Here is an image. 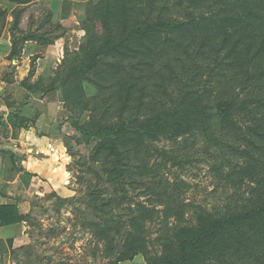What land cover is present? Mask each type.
Instances as JSON below:
<instances>
[{
    "label": "rangeland",
    "instance_id": "374dc122",
    "mask_svg": "<svg viewBox=\"0 0 264 264\" xmlns=\"http://www.w3.org/2000/svg\"><path fill=\"white\" fill-rule=\"evenodd\" d=\"M126 1L127 19L116 17L117 8L104 27L96 19L91 22L93 7L101 0H58L57 7L39 0L25 5L0 0V31L5 35L13 31L16 40L34 32L46 35L43 41L20 40L12 67L1 68L2 77L23 79L34 66L30 89L17 84L6 88L8 99H44L33 101L47 115L41 122L44 133L66 151L59 148L65 158L53 170L60 177L38 181L26 194L24 237L19 246H0V264H146L177 256L175 235L180 228L198 229L200 214L220 219L264 208V151L256 149L264 139L257 137L261 131L252 125L251 115H264V75L251 87L221 82L230 70L219 68L215 75L204 56L192 60L188 54L181 56L182 63L171 61V70L162 67L172 54L165 53L160 38L168 35L173 21L184 20L185 12L205 10L211 0H141L137 6ZM19 9L20 21L13 26L12 14ZM140 28H145L143 34ZM85 30L93 33L95 47L89 61L81 53ZM107 36L110 41L119 37L120 46L112 51L102 47ZM82 65L84 95L70 88L63 105L58 82L65 77L72 81L75 73L69 71ZM107 68L104 77L101 72ZM252 70L255 75L259 69ZM181 99H197L211 108L229 99L260 104L249 105L250 113L237 110L213 120L209 136L200 128L159 134L157 126L154 137L142 142L133 138L137 120L166 109L173 113L168 121L184 116ZM186 107L192 109L191 104ZM179 210L183 217L176 214ZM261 223L264 219L246 221V235L252 227L264 229ZM212 243L208 250L218 259L200 254L192 264H262V240L250 245L257 253L236 242L231 248Z\"/></svg>",
    "mask_w": 264,
    "mask_h": 264
},
{
    "label": "trees",
    "instance_id": "16d2710c",
    "mask_svg": "<svg viewBox=\"0 0 264 264\" xmlns=\"http://www.w3.org/2000/svg\"><path fill=\"white\" fill-rule=\"evenodd\" d=\"M11 1H16L18 3L21 2V0ZM101 1V3L99 2L93 7V17L91 18V22L93 21L94 23V20L96 19L100 25L105 27L107 17L114 15L115 12L118 11L117 8L120 9V12L117 15L115 14L116 17L127 19L129 11H127L126 0H121V3H118L117 5H112V0ZM132 1L134 2L135 6L141 3V0ZM197 3L203 4L204 0H197ZM174 5L178 6L176 3H174ZM3 11L0 10V15ZM22 11L23 9H19L18 12L12 14L13 26H16L19 23V14ZM183 19L184 20L173 21L167 33L168 35H166L164 38H160L161 44L166 47L165 53L172 54L168 55L166 60L162 62L165 65L162 67H167L171 70V61L182 63V61H180L181 56L183 54H188L187 57L189 56L190 58H199L204 56V62L211 64V67L208 69V71H211V73L215 75L219 68H226L230 70L232 74L227 76L224 75L221 82L226 79L228 82L238 81L243 85V87H251L255 81L263 78L260 75H264V0H211L210 3L206 5L205 10L197 12L193 11V9H190L188 12L183 14ZM138 31L142 32L143 34L145 32V28H140ZM85 32L86 33L83 37L85 39L84 43L86 48H83L81 53H83L82 57H88L89 61L90 55L92 54L95 47L92 44L93 40L91 39L93 38V33L92 35H89L87 30H85ZM186 33H190V35H186ZM126 34L127 33L125 32V35ZM34 35H22L20 40L27 42L28 40H32V38L35 37L38 38L39 41H43L46 38V35L44 36L42 33L34 32ZM12 36L11 55L13 56L18 53V49H16V47L20 40H16L17 38H15L13 31ZM107 37L109 38H106L102 41V47L112 51L113 48H118L120 46L121 43L118 41L120 40L119 37H116L117 39H113L111 41V36ZM38 39L35 40L37 41ZM144 39H148L146 35ZM46 41L48 40L46 39ZM142 46L144 45L142 44ZM167 49H169V51H167ZM190 52H193V55ZM194 58H192V60ZM77 67H74L75 69L73 70H71V68L69 69L71 70L69 71L71 73L68 75L75 73L73 76H70L71 78H74L72 81H67V77H65V79L63 78L62 82H58V86H60L63 99L65 101H68V99H66V94L70 93V88L74 89V91H77L79 97L84 95V91L82 89L83 85L82 83L80 84L82 79L81 75L79 74L83 71L81 69L84 67V65ZM252 68L256 70L259 69L258 73L252 75L251 71L254 73ZM108 72L109 69L107 68L102 70L101 73L104 77H106ZM228 76H232V80ZM164 77L171 79L170 76ZM175 77H177V74ZM192 94L193 93L189 92L187 96H194ZM181 100L182 101L178 102V105L184 108V116L182 115L180 118H176L174 120L171 119L168 121L166 117L171 116L173 113L168 112V109H166L165 112L162 110L154 117H149L144 121L137 120L136 126L134 127L133 138H135L137 142H142L146 138L154 137L155 135H152V130L157 126L159 129V134L169 133L170 136H172L174 133L179 131L182 133H187L195 128H200L205 133V135L209 136L211 134V132H209V124L213 120H221L226 115L236 112L237 110L240 113H250L252 110L249 111V105L255 103L260 104V101H253L246 104L245 101L237 103L234 102V100L229 99L224 101L222 105L218 103L211 108L203 104H198L197 99ZM189 104L192 105V109L186 107ZM236 107L238 109H235ZM172 111L175 112L173 108ZM251 115L253 116L252 120L254 121L252 125L261 131V133H256L257 137L264 139V115L260 113L257 114V112L253 114L251 112ZM116 132L117 134L121 133V137H124L120 127L117 126ZM256 149L259 151H264V144L257 146ZM263 162L264 161H262L261 164H264ZM254 168L255 167L251 169ZM248 171H250V168ZM172 199L173 198L170 200ZM16 214L17 209L13 206L0 207V219H2V222L5 224L20 221L19 216H16ZM176 214H178L179 217H183L185 213L184 211L179 210ZM175 216L177 218V215ZM196 218H198L197 220L199 221L198 229L180 228L179 235H175V237H177V256L166 257L157 260H148L146 264H192L194 260L198 259L200 254H208L206 257L215 260L218 259V257L213 258V255H210L208 250L213 249L214 244L212 242H217L224 247L230 246L232 242H236L240 248L243 247V249L250 251V249H254L252 248L253 246H257L255 240L264 241L263 228L255 230V227H252L251 233L249 235H246V233L250 231L245 229L246 226H250L245 224L246 221L260 218L264 219V208H257L253 210L249 209L244 211L243 214L232 213L231 215L220 219H215L210 215L201 217V214ZM250 245L252 247H250ZM229 248H231V246ZM262 248H264V245H262ZM225 250L226 249L223 248V251ZM254 250L256 251V249ZM254 253H257V251ZM261 255H264V252L259 253L260 257ZM258 261L259 263L264 264V262H262L264 261V258H261Z\"/></svg>",
    "mask_w": 264,
    "mask_h": 264
},
{
    "label": "crops",
    "instance_id": "0c3cea01",
    "mask_svg": "<svg viewBox=\"0 0 264 264\" xmlns=\"http://www.w3.org/2000/svg\"><path fill=\"white\" fill-rule=\"evenodd\" d=\"M39 1L49 3L50 7L58 5V0ZM7 3L18 4L11 0H7ZM20 3L25 5L28 0H21ZM11 34L10 31L6 35L5 31H0V72L5 65L12 67L16 59L11 55ZM6 36L7 39H3ZM2 56L6 57L3 62ZM33 75L34 66L30 67L23 79H17L16 75L13 79L2 77L0 74V207H15L16 216L20 218V221L8 224L0 219L1 247L19 246L27 223L26 194H30V189L36 182L60 177L53 170L61 167L60 160L65 158L66 153L56 139L44 133L41 122L45 121L47 115L39 112L38 108L36 110L33 102H42L44 99H8L6 88L17 84L29 90V78ZM59 100L64 105L65 100ZM60 147L64 153L59 150ZM42 155L47 158H42ZM64 172L66 173L65 170Z\"/></svg>",
    "mask_w": 264,
    "mask_h": 264
}]
</instances>
